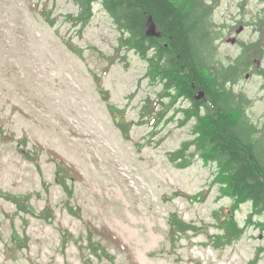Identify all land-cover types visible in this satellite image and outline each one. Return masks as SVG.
Instances as JSON below:
<instances>
[{
  "label": "rangeland",
  "instance_id": "obj_1",
  "mask_svg": "<svg viewBox=\"0 0 264 264\" xmlns=\"http://www.w3.org/2000/svg\"><path fill=\"white\" fill-rule=\"evenodd\" d=\"M203 1L206 63L238 64L264 0ZM79 12L75 0H0V264H264V216L198 151L192 103L120 45L102 1L84 28ZM254 72L236 87L264 131ZM186 142L182 168L171 157ZM174 215L196 230L173 234Z\"/></svg>",
  "mask_w": 264,
  "mask_h": 264
},
{
  "label": "trees",
  "instance_id": "obj_2",
  "mask_svg": "<svg viewBox=\"0 0 264 264\" xmlns=\"http://www.w3.org/2000/svg\"><path fill=\"white\" fill-rule=\"evenodd\" d=\"M75 1L80 12L77 16H69L73 23L87 26L94 15V4L102 1L126 34L120 45L136 49L148 61L149 74L153 78H159L177 97L191 100V109L186 111L198 128V151L217 164L238 204L251 203L253 211L264 216V139L257 143V138L251 137L252 124L247 125L244 118H231L217 89L219 77L214 74L208 77L205 72L206 67L212 69L205 60L209 50L204 43L208 32L203 29L205 14L210 12L204 9L201 0ZM149 15L162 32L161 37L147 35ZM47 20L56 21L49 16ZM199 91L207 92L209 104L207 99L196 100ZM167 94L172 96L168 91ZM120 125L128 134L129 127ZM184 144L171 157L182 168L188 166L185 161L190 148L189 142ZM170 227L173 234L196 230L194 225L175 215L170 218ZM231 228L233 230L228 225L226 234L229 238L238 232L235 224L231 223Z\"/></svg>",
  "mask_w": 264,
  "mask_h": 264
},
{
  "label": "flooded vegetation",
  "instance_id": "obj_3",
  "mask_svg": "<svg viewBox=\"0 0 264 264\" xmlns=\"http://www.w3.org/2000/svg\"><path fill=\"white\" fill-rule=\"evenodd\" d=\"M257 32L259 34L258 41L254 42L249 47L243 44L242 58L241 60H238V64L231 63L226 66L228 68H224L223 65L219 67V85L217 89L219 94L224 98L222 102L225 107L229 109L231 118L233 117V113H235V117H240V119L244 118L250 121L254 130L263 131L262 129H258V127L253 124L254 122H252L251 118L249 117V103L251 101L249 100L248 96L245 92L236 87L242 72L246 71L247 68H250L251 71L255 69L254 73L264 81V67L262 66L257 68L264 60V20L263 23L258 26ZM254 64H256L255 67L253 66ZM261 87L262 91L264 92V83ZM206 99L207 102H210L207 92Z\"/></svg>",
  "mask_w": 264,
  "mask_h": 264
},
{
  "label": "water",
  "instance_id": "obj_4",
  "mask_svg": "<svg viewBox=\"0 0 264 264\" xmlns=\"http://www.w3.org/2000/svg\"><path fill=\"white\" fill-rule=\"evenodd\" d=\"M147 33H148V36H157V37H160L161 36V34L158 31V27H157V25H156V23H155L152 15H149V17H148ZM203 96H204V92H199L196 95V98L199 100Z\"/></svg>",
  "mask_w": 264,
  "mask_h": 264
}]
</instances>
